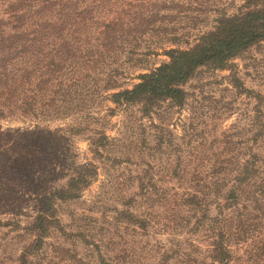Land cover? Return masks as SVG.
Instances as JSON below:
<instances>
[{
    "label": "rangeland",
    "instance_id": "374dc122",
    "mask_svg": "<svg viewBox=\"0 0 264 264\" xmlns=\"http://www.w3.org/2000/svg\"><path fill=\"white\" fill-rule=\"evenodd\" d=\"M130 1L136 0L118 7ZM184 5L159 37L177 33L181 40L174 47L186 49L220 14L237 13L243 0H184ZM107 9L101 19L114 17ZM155 42L143 40L133 55L120 54L111 67L89 64L71 75L82 76L84 87L77 82L66 105L51 90L0 95V152L14 160L21 150L39 163L29 173V193L15 208L0 209V264H21L34 239L26 227L40 199L64 187L68 170L84 163L96 170L90 186L78 199L56 201L61 229L49 231L28 264H212L210 251L227 219L246 223L224 239L230 264H264V195L259 203L242 200L221 214L244 161L258 155L264 179V42L227 70L201 68L184 85L182 106L162 103L145 115L139 105L111 113L115 105L98 95L85 105L72 101L92 88L95 75L104 79L116 68L120 85L132 88L140 74L168 61ZM238 84L245 89L241 94ZM191 196L199 205L187 202Z\"/></svg>",
    "mask_w": 264,
    "mask_h": 264
},
{
    "label": "trees",
    "instance_id": "16d2710c",
    "mask_svg": "<svg viewBox=\"0 0 264 264\" xmlns=\"http://www.w3.org/2000/svg\"><path fill=\"white\" fill-rule=\"evenodd\" d=\"M122 1L0 0V95H14L17 90L21 94L23 89L34 94L51 90L63 97L66 105L77 82L78 85L82 82L84 87L82 76L75 79L71 75L89 64L95 69L111 67L119 62L120 54L133 55L143 40L152 37L156 38L153 45L168 57L167 62L140 74L139 82L132 88L120 85L118 68L104 79L95 75L92 88L83 89L85 92L72 99L85 105L98 95L101 101L115 105L108 108L111 113L117 108L139 105L145 115H151L162 103L182 106L186 101L183 87L201 68L227 70L234 59L264 42V0H243L237 13L220 14L214 27L199 34L195 44L186 49L174 47L181 40L177 33L159 37L166 22L176 20L177 14L182 12L184 0H136L130 1L129 7L119 8ZM109 6L111 9H107ZM113 6H117V10ZM104 9L115 13L114 17L101 19L99 16ZM166 11L174 13L165 14ZM153 50L149 45L148 52ZM236 82L239 83L237 79ZM236 88L239 94L240 90H245L239 84ZM91 89L93 92L87 93ZM28 102L26 99L22 103ZM3 106L0 104V116L4 114ZM90 117L88 115L87 119ZM16 153L18 156L13 160L8 153L0 152V209L15 208L22 201L32 185L29 173L39 166L21 150ZM258 161L259 156L253 155L252 160L242 163L235 185L227 194V202L221 206V214L224 208L240 207L242 200L259 203L258 199L264 195V179ZM68 171L65 186L40 199L38 212L26 227L34 239L24 249L21 264L29 263V256L41 249L52 228L61 229L56 201L78 199L96 174L91 163L75 165ZM187 202L199 205L197 196L189 197ZM226 222V227L219 230L225 234L221 233V239L212 245L209 255L212 264L232 262L230 245L224 239L231 238L232 233L228 232L236 233L235 228L242 230L246 225L243 221L237 225L230 219Z\"/></svg>",
    "mask_w": 264,
    "mask_h": 264
}]
</instances>
